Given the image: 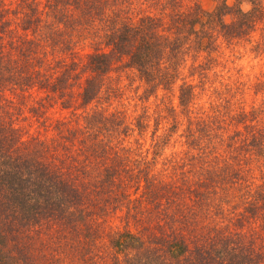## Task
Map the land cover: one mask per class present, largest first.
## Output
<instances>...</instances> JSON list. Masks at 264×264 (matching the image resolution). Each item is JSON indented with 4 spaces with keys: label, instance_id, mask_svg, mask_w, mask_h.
I'll use <instances>...</instances> for the list:
<instances>
[{
    "label": "trees",
    "instance_id": "trees-1",
    "mask_svg": "<svg viewBox=\"0 0 264 264\" xmlns=\"http://www.w3.org/2000/svg\"><path fill=\"white\" fill-rule=\"evenodd\" d=\"M240 1L204 10L197 0H13L12 8L0 0V91L23 97L37 88L67 107L80 80L77 104L85 108L77 127L60 122L54 136L22 138L14 101L0 95V264H53L59 246L67 253L74 245L84 262L96 254L105 264H264V178L253 191L242 181L250 160L264 161V113L241 111L223 137L218 107L195 114L191 106L194 89L210 79L218 40L247 35L264 14L262 0H248V10ZM78 47L88 49L83 61L69 57ZM187 57L195 82L180 80L175 105L164 107L170 126L152 161L129 147H120L130 152L123 156L109 140L144 125L107 111L116 94L110 70L124 59L146 97L172 91ZM175 111L194 169L158 180L149 169L174 131ZM212 141L224 142L218 153ZM120 181L133 185L128 201H120ZM111 202L132 226L101 235Z\"/></svg>",
    "mask_w": 264,
    "mask_h": 264
},
{
    "label": "rangeland",
    "instance_id": "rangeland-1",
    "mask_svg": "<svg viewBox=\"0 0 264 264\" xmlns=\"http://www.w3.org/2000/svg\"><path fill=\"white\" fill-rule=\"evenodd\" d=\"M182 1L188 3V0ZM197 1L204 10L211 9L216 2V0ZM262 3L264 4V0ZM4 5L7 8H12L13 0H4ZM239 6L242 10H248L251 7L248 0H241ZM218 42L219 48L216 52L215 63L209 72L210 79L203 87L194 89L191 106L195 114H204L211 111L212 107H218V110L225 116V123L222 124L225 127L222 134L224 137L230 129L226 124L233 123L234 116L236 117L241 111H248L251 107L260 106L264 113V14L247 35L229 42H222L219 39ZM87 50L78 47L69 57H75L74 61H83L82 54ZM123 62L124 59L115 64L108 74L109 83L115 89L116 94L110 99V104L106 106V109L115 111L118 117H123L124 123L129 126H132L136 119L141 121V125L144 126L140 134L133 130L127 135H118L117 140H113L116 137L110 139L109 143H112L115 149L119 148L120 153L122 152L120 147H129L134 153L140 154L141 160L152 161L151 155L153 150L155 151V145L163 141L162 135L170 126V119L165 113L164 107L168 104L175 105L176 85L180 83V80L195 82V77L187 75L190 58H186L185 66L179 74L180 79L172 86V91L157 88L146 97L142 93L143 83L131 68L122 64ZM79 81H74V85L71 87L70 102L67 107L60 105V99L56 95L45 93L37 88L25 89L23 97L16 89L1 90V98H12L14 101V104L9 107L12 110L15 124L25 132L22 134V138L37 137L41 139L44 136H54V128L57 127V124L61 126L60 122L68 127L81 125L82 113L85 112V108H79L77 104ZM19 110L21 115L17 114ZM174 114L176 115L175 121H177L174 131L165 140L161 153L159 154V149L156 150L158 154L154 159L155 164L149 169L155 173L158 180L167 181L170 177L174 178L175 175L180 174L181 171L194 169L189 154L195 150H191L180 137L184 119L176 111ZM227 120L229 122H226ZM223 143L212 141L208 145L213 152H217L216 150L221 149ZM156 148L158 147L156 146ZM121 154L127 156L130 152ZM243 169L245 170H242V178L245 180L242 181L250 187V191L257 189L264 178V161L255 157V160H250ZM177 177L179 178V175ZM122 182H119L116 190L123 192L124 196L120 198V201L124 202L131 199L133 185L128 189H122ZM128 184L130 186L133 183L130 181ZM103 207L105 212L99 220L101 235L112 229L131 228V219L123 215L121 207L114 206L112 202ZM97 244L104 245L102 240H98ZM61 248L59 246L50 257L54 259L53 264H105L104 256L96 254L90 255L92 256L91 260L85 262L83 259L80 260L75 245L67 253Z\"/></svg>",
    "mask_w": 264,
    "mask_h": 264
}]
</instances>
